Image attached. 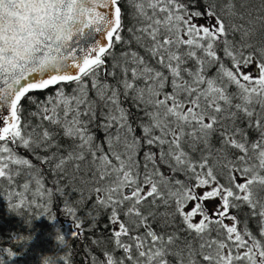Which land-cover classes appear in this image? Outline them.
I'll return each mask as SVG.
<instances>
[{
	"label": "snow or ice",
	"instance_id": "snow-or-ice-1",
	"mask_svg": "<svg viewBox=\"0 0 264 264\" xmlns=\"http://www.w3.org/2000/svg\"><path fill=\"white\" fill-rule=\"evenodd\" d=\"M0 198V264L61 214L85 264H264V0H0Z\"/></svg>",
	"mask_w": 264,
	"mask_h": 264
},
{
	"label": "trees",
	"instance_id": "trees-1",
	"mask_svg": "<svg viewBox=\"0 0 264 264\" xmlns=\"http://www.w3.org/2000/svg\"><path fill=\"white\" fill-rule=\"evenodd\" d=\"M127 22V21H126ZM47 93H51L52 92V88H49L48 90H46ZM45 91H38L35 93H30V95H35L38 96L40 98H43L46 94ZM25 107L29 108L30 105L27 104V102H25ZM97 135L99 137H103V133L98 131ZM21 154H23L24 156L29 157L30 159H33V162L36 164H39L38 160H35L34 158H32L30 156V154L26 151H24L23 149H20ZM45 174L48 176V180L50 181L52 179L51 175L47 173V169H45ZM3 198H0V201H2ZM7 205L5 204H1L0 203V247H5V246H12L14 247L16 250H20V246L19 245H15V244H11L9 242V238L11 236H14L16 234H21V233H27L29 231V229L25 228L24 224L22 223V221L20 220V218L16 217L14 214H12L10 211H8V209L6 208ZM64 217L66 218L64 220ZM45 218L43 219H37L34 221L32 228H31V233L34 236L33 241H43L44 236L42 237V235H44L45 233L43 232V230H45L46 227H43L44 229L39 230L37 227L39 226L40 228H42V226L46 223L44 221ZM61 221L64 222L65 225L68 224H72L71 218L66 217L64 215H59L57 218V223H60ZM106 222L105 218H101L99 224H98V228H102L103 224ZM45 226V225H44ZM72 226L74 227V225L72 224ZM252 227L254 228L255 225H252ZM99 235V233H93V232H85L84 237L82 239H75V238H70L69 240V245H70V250L73 252L74 254V264H85L84 261V246L86 244H91V237L93 235ZM31 242V243H32ZM30 243V245H28L27 249L29 248L30 250L33 248L32 244ZM53 246H55V241L51 242ZM18 260L20 261L18 264L21 263V260H23V255H20L18 257ZM29 259H25L24 263L26 261H28Z\"/></svg>",
	"mask_w": 264,
	"mask_h": 264
},
{
	"label": "rangeland",
	"instance_id": "rangeland-1",
	"mask_svg": "<svg viewBox=\"0 0 264 264\" xmlns=\"http://www.w3.org/2000/svg\"><path fill=\"white\" fill-rule=\"evenodd\" d=\"M7 202V201H5ZM43 219V218H41ZM66 218L64 217V220ZM46 222L42 228L39 226L37 227L39 230L44 229L43 227H46L43 232L45 233L42 235L44 236L43 241H33L31 244L33 248L30 250L29 248L23 251V259H29L24 263V261H21L20 264H42V258L45 256H49L52 254L59 255L60 254V248H54L52 245V241H57L56 240V231L59 230L61 234L65 235L66 237L70 236L71 231L73 228L71 227L70 224L68 225H62L58 224L57 222L53 225L51 224L47 219H44ZM42 231V230H41ZM19 261H15V264H18Z\"/></svg>",
	"mask_w": 264,
	"mask_h": 264
},
{
	"label": "flooded vegetation",
	"instance_id": "flooded-vegetation-1",
	"mask_svg": "<svg viewBox=\"0 0 264 264\" xmlns=\"http://www.w3.org/2000/svg\"><path fill=\"white\" fill-rule=\"evenodd\" d=\"M68 240V239H67ZM54 248H58V243L57 241H55V246H53Z\"/></svg>",
	"mask_w": 264,
	"mask_h": 264
}]
</instances>
